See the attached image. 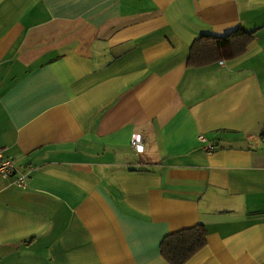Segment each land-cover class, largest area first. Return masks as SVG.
I'll list each match as a JSON object with an SVG mask.
<instances>
[{"label":"crops","instance_id":"0c3cea01","mask_svg":"<svg viewBox=\"0 0 264 264\" xmlns=\"http://www.w3.org/2000/svg\"><path fill=\"white\" fill-rule=\"evenodd\" d=\"M0 147V264H169L196 225L184 264H264V0H0Z\"/></svg>","mask_w":264,"mask_h":264},{"label":"trees","instance_id":"16d2710c","mask_svg":"<svg viewBox=\"0 0 264 264\" xmlns=\"http://www.w3.org/2000/svg\"><path fill=\"white\" fill-rule=\"evenodd\" d=\"M253 33L237 29L222 38L201 37L190 46L188 62L204 65L221 58L219 43L227 42L225 53L230 57L241 55L252 40ZM205 230L201 225L181 229L165 235L159 243V253L169 264H184L204 247Z\"/></svg>","mask_w":264,"mask_h":264},{"label":"built area","instance_id":"2783aa9c","mask_svg":"<svg viewBox=\"0 0 264 264\" xmlns=\"http://www.w3.org/2000/svg\"><path fill=\"white\" fill-rule=\"evenodd\" d=\"M199 140L203 142V149L210 153L214 150V145L205 141L203 136H199ZM129 143L131 148L140 153L143 151V141L142 137L138 133H133L130 136ZM8 177H13V185L16 188L23 189L27 185L28 175L25 172H21L17 169L14 164V161L5 156L2 148L0 147V179H5Z\"/></svg>","mask_w":264,"mask_h":264}]
</instances>
